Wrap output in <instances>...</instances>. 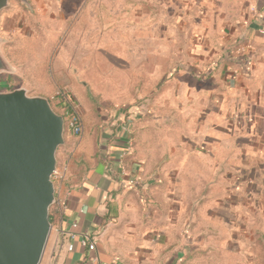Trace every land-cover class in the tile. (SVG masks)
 I'll return each instance as SVG.
<instances>
[{
	"label": "crops",
	"instance_id": "0c3cea01",
	"mask_svg": "<svg viewBox=\"0 0 264 264\" xmlns=\"http://www.w3.org/2000/svg\"><path fill=\"white\" fill-rule=\"evenodd\" d=\"M28 1L19 2L29 11L41 4ZM77 1V11L91 17L89 24L79 13L76 20L97 28L132 25L101 22V8L114 14L117 5L128 11L142 4L144 15L155 11L159 26L172 29L156 35L167 46L157 52L165 62L156 73L171 80L164 83L170 90L163 85V115L153 126L139 124L126 153L119 122L97 136L71 134L57 149L64 179L55 181L60 188L39 264H183L212 250V242L219 251L228 242L236 251L252 244L264 264V0ZM74 4L61 0L60 8L68 13ZM139 26L146 41L147 18ZM100 37L84 43L94 48ZM129 41L116 31L106 38ZM146 64L145 50L141 68ZM121 170L138 179L135 187L122 185ZM85 236L94 249L81 243Z\"/></svg>",
	"mask_w": 264,
	"mask_h": 264
},
{
	"label": "rangeland",
	"instance_id": "374dc122",
	"mask_svg": "<svg viewBox=\"0 0 264 264\" xmlns=\"http://www.w3.org/2000/svg\"><path fill=\"white\" fill-rule=\"evenodd\" d=\"M35 2L29 11L18 0H10L8 7L0 13V36L5 39L1 50L13 69L11 73H0V91L25 88L29 95L47 97L52 108L61 115L71 107L80 116L81 132L86 131L94 136L106 126L112 127L117 122L125 121L123 115L129 111L134 116L133 136L141 122L153 126L156 117L163 115L161 110L165 109L157 105L162 87L171 81L165 79L162 82V75L156 73L157 63L165 62L164 59L160 60L157 52H167L166 44L156 41V35L163 30L172 31L171 28L159 26L156 12L150 10L149 16L144 15L142 4H135L128 11L117 5L114 14L101 8L95 11V17L101 22L114 19L131 22L132 25L97 28L87 25L91 12L77 11L76 0H71L74 6L68 13L60 8L61 0H40V5ZM77 2L79 4L81 0ZM78 13L87 22L86 25L76 20ZM145 18L148 21V35L147 40L143 41L145 35L139 24ZM113 31L119 35H130V41L106 42ZM98 33L101 41L97 46L92 48L84 43L87 37L90 42L93 35ZM145 50L147 64L141 68L140 56ZM169 88V85H164L165 91ZM168 121L165 120L166 123ZM166 125L170 130V123ZM71 134L65 126L64 143L58 147L59 150L68 143ZM212 244V250L205 249L182 263L260 262L257 258L261 257L260 252L257 253L252 244H245L240 251L235 250L234 242H228L227 251H219L218 242Z\"/></svg>",
	"mask_w": 264,
	"mask_h": 264
},
{
	"label": "water",
	"instance_id": "95a60500",
	"mask_svg": "<svg viewBox=\"0 0 264 264\" xmlns=\"http://www.w3.org/2000/svg\"><path fill=\"white\" fill-rule=\"evenodd\" d=\"M10 0H0V12ZM30 6L28 0H19ZM3 39L0 37V47ZM13 69L0 48V73ZM64 118L47 97L0 91V264H39L55 203L52 174Z\"/></svg>",
	"mask_w": 264,
	"mask_h": 264
},
{
	"label": "built area",
	"instance_id": "2783aa9c",
	"mask_svg": "<svg viewBox=\"0 0 264 264\" xmlns=\"http://www.w3.org/2000/svg\"><path fill=\"white\" fill-rule=\"evenodd\" d=\"M69 106H71V104H69ZM130 112V111H129ZM129 112H125L123 115V118H125V121L122 120V124H121V132L122 135L124 136V153H126V151L130 150L131 147V141H132V118L134 117L133 114L129 113ZM64 118V125L69 129V131L74 134V135H79L82 131V126H81V121H80V116L79 114L73 110L71 107H69L65 114L62 115ZM123 155V153L121 154ZM108 168V165H107ZM124 176H126V178H124ZM122 177V181H123V186L125 187H135L138 183V179L133 177V176H128L127 173H125L124 170H121L119 173V178ZM64 179V176L58 172L56 169L52 174V180L54 183V187H55V194L58 193V190L60 188V186L58 184L55 183V181H57V183H61L62 180ZM56 196V195H55ZM81 243L87 247L88 250H92L94 249L95 246V242L89 240L88 237H83L81 240ZM63 246L66 247L67 250H72L73 245L70 242H67L66 244L63 243Z\"/></svg>",
	"mask_w": 264,
	"mask_h": 264
},
{
	"label": "trees",
	"instance_id": "16d2710c",
	"mask_svg": "<svg viewBox=\"0 0 264 264\" xmlns=\"http://www.w3.org/2000/svg\"><path fill=\"white\" fill-rule=\"evenodd\" d=\"M49 220H50V213H49Z\"/></svg>",
	"mask_w": 264,
	"mask_h": 264
}]
</instances>
